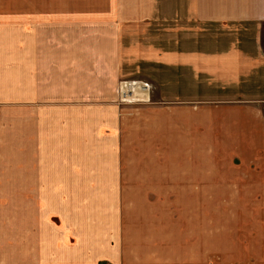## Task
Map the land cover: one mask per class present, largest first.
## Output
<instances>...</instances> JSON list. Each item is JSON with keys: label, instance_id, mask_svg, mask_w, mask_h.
I'll list each match as a JSON object with an SVG mask.
<instances>
[{"label": "crops", "instance_id": "0c3cea01", "mask_svg": "<svg viewBox=\"0 0 264 264\" xmlns=\"http://www.w3.org/2000/svg\"><path fill=\"white\" fill-rule=\"evenodd\" d=\"M115 1L0 0V257L118 258L95 195L171 192L254 195L264 258V0H154L171 38Z\"/></svg>", "mask_w": 264, "mask_h": 264}, {"label": "rangeland", "instance_id": "374dc122", "mask_svg": "<svg viewBox=\"0 0 264 264\" xmlns=\"http://www.w3.org/2000/svg\"><path fill=\"white\" fill-rule=\"evenodd\" d=\"M115 2L116 8L125 12L149 14L147 20L133 18V26L147 24L149 28L163 27L165 36L173 37L174 20L164 19L161 23L154 17L157 4H164V8L169 10L172 8L171 2ZM175 22L184 27L181 33L188 32V18H179ZM126 83L143 85L141 81ZM139 98L144 102L127 104L150 103L148 95ZM91 196L85 195V199L90 200ZM95 196L96 202L116 204L118 224L120 222L124 228L118 240L123 255L118 258H102L98 264H257L258 260V264H264V258H256V236L251 235L256 227L254 195L144 192ZM259 249L264 252V242L260 243ZM15 260L23 264L31 259ZM37 260L32 264H39ZM12 262V258L0 257V264Z\"/></svg>", "mask_w": 264, "mask_h": 264}, {"label": "built area", "instance_id": "2783aa9c", "mask_svg": "<svg viewBox=\"0 0 264 264\" xmlns=\"http://www.w3.org/2000/svg\"><path fill=\"white\" fill-rule=\"evenodd\" d=\"M126 82H132V81H123L120 85V94H119V101L122 102V103H138V102H144L142 100H140L139 97H141L140 94H145V93H148V97H149V91H150V87L147 83L143 82L144 85V88L148 90V92L146 90H138V91H135L134 89H129L126 87V89L128 90V92L125 91V89H123V83H126ZM135 82V81H133ZM133 90L136 92V94L134 95L133 93ZM129 95V96H128ZM149 100V99H148Z\"/></svg>", "mask_w": 264, "mask_h": 264}, {"label": "bare ground", "instance_id": "6f19581e", "mask_svg": "<svg viewBox=\"0 0 264 264\" xmlns=\"http://www.w3.org/2000/svg\"><path fill=\"white\" fill-rule=\"evenodd\" d=\"M137 85H139V84H136V83H124V85H123V89H125L126 92H128V90L126 89V87L129 88V89H134L135 91H136V90H143V89H144V90H146V91L148 92V90L144 88V85H145V84H143V85H141V86L139 85L140 87L137 86ZM136 86H137V87H136ZM133 87H134V88H133ZM134 90H133V93L135 92ZM134 95H135V94H134ZM140 95H141V98H146L147 95H148V93L140 94ZM128 96H129V95H128Z\"/></svg>", "mask_w": 264, "mask_h": 264}]
</instances>
